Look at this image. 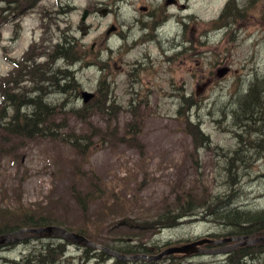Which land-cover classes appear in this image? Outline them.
Returning a JSON list of instances; mask_svg holds the SVG:
<instances>
[{
    "label": "rangeland",
    "instance_id": "374dc122",
    "mask_svg": "<svg viewBox=\"0 0 264 264\" xmlns=\"http://www.w3.org/2000/svg\"><path fill=\"white\" fill-rule=\"evenodd\" d=\"M4 1L0 77L34 47L30 59L50 67L46 77L59 73L65 87L30 76L20 84L46 86L45 101L60 105L50 118L53 139L1 129L15 107L31 112L27 98L18 97L14 108L6 102L7 116L0 112V225L22 218L5 216L3 208L29 211L72 230L92 226L106 247H124L123 239L134 237L131 243L157 254L211 233L231 235L221 217L226 209L264 213V0ZM66 41L74 45L70 57L57 50ZM255 84L263 101L250 114L241 105ZM82 90L96 95L84 103ZM68 136L93 139L86 156ZM74 188L94 193L86 213ZM179 196L214 205L202 218L138 227L167 207L175 210ZM50 241L59 238L0 245V264H20L31 248ZM67 243L56 254L59 264H120ZM224 252L171 254L159 264H234ZM254 255L240 264H264V252Z\"/></svg>",
    "mask_w": 264,
    "mask_h": 264
},
{
    "label": "trees",
    "instance_id": "16d2710c",
    "mask_svg": "<svg viewBox=\"0 0 264 264\" xmlns=\"http://www.w3.org/2000/svg\"><path fill=\"white\" fill-rule=\"evenodd\" d=\"M19 1L21 0H5L4 2L5 3L8 2L9 4H15V3L17 4ZM23 1L28 4L31 3L30 2L31 0H23ZM60 46L61 45L57 46V50L60 51V53L65 54L67 52L68 53L70 52L69 57L73 54L74 45L71 42L66 41L63 44L64 47L60 48ZM33 48L23 57L25 62L24 61L16 62L17 68L11 74H9V76L0 77V98L2 99L0 103V112L4 113L3 116L4 117L7 116L6 113L7 105L5 103L11 101L12 102L11 105L14 108L15 104H17L18 97L27 98V100L23 104L26 107L31 108V112H22L21 108H17L16 110L15 107L14 113L11 116L7 117L9 119L6 120V124L1 129L6 130L8 133L16 135L18 137H26L27 140H31L35 137H45L48 135H50L51 138L53 139L55 137L53 136L55 129L53 127V123L50 121V118L53 115L57 114V110H58L57 106L60 105H53L45 101L47 97L46 86L45 87H40L38 85L32 86L30 90L32 92H36L35 95H33V93L30 90H28L27 87H23L20 84L22 82H25L27 76H30L35 83L45 82L46 84V82H49L51 83L52 86L59 89H63L65 86L63 85L61 86L60 78L56 76L59 73L54 72L52 76L46 77L45 75L48 72H50L47 69L50 67L49 66L47 67L46 63L37 64L38 63L37 60L30 59L32 58L31 52L33 51ZM75 59L77 58L75 57ZM28 63L30 65H28ZM262 101H263V93L262 91L258 90V85L255 84V86L251 89L250 93L243 100L241 109L242 110L246 109L247 113L251 114L256 106L260 104L259 107H261ZM18 105L21 106V104ZM195 128H196V132H198L199 131L198 126H196ZM196 132L192 131V133H196ZM3 136L4 134L1 133V141L5 140V137ZM201 136L204 135L201 134ZM71 139H73V141H70ZM65 140H68V142L72 145V148L77 152L80 151L83 154V156L87 155L86 153L89 149L88 145L93 141V139L90 137L73 138L69 136L65 138ZM91 175L93 179L100 180V177L98 175H95L94 172H91ZM85 180H87V182H90L89 177H87V179L85 178ZM92 187L97 189L98 185H92ZM74 191H77V194H75L76 199L83 208L84 213H86V211L89 209V204L91 203V201H93L94 193L86 192L84 193V195H82V191L77 188H74ZM176 201L178 204L175 207V210H172V208L167 207L163 214H161L157 218L146 220L145 222L138 225V227L140 229L153 228V226L170 227L176 224L179 218H186L189 216H200V215L203 216V214L209 212V210L212 208V205H214L212 203H211L212 205L210 203H207L205 200H203L202 203H197L195 202L194 199H190L187 197L182 199L181 196L177 197ZM221 206L222 205L218 207L220 208ZM1 212L5 216L21 215L22 218L20 219L21 223H16L13 225H10V223H4L0 225V235L25 227L37 228V227H43V226L59 223L56 219H53L50 216L35 215V213L29 211L18 212L17 209L3 208V210L1 209ZM263 216L264 213L251 214L246 211H241V209L233 208L222 211L221 217L227 219L228 224L233 228L234 233L248 234V233H257L264 231V224H263L264 221L262 219ZM200 218L202 217L200 216ZM128 220L132 221V219H130V216H128ZM67 229L83 234L95 242L99 241L103 243L98 239L100 234L97 232V229L92 226L89 227L86 226L80 228L79 230H72V228H67ZM123 240L126 242L124 247H117V248L109 247V248L128 255L140 254V253L154 254V251H152L150 247H147L145 245L143 246V244L131 243L132 240H135L134 237H127L124 238ZM55 244L56 243L50 241L47 242V244H43L40 247L31 248L29 252L22 258L20 264H55L54 260L55 258H57V255L62 256L67 251L68 243L59 238V242L56 245ZM258 248H260V250H258ZM85 250L86 252L90 251L88 247H86ZM94 250H96V253L101 252V255L112 256L106 251H98V249H94ZM257 252L260 253L264 252V242L255 245L254 248L240 247L231 251L230 253H228L230 255L229 262L230 263L235 262L234 264H240V262L244 263V261H247L249 259L248 258L249 256L254 257L255 256L254 254H257ZM116 259L117 262L120 264L126 263V261L123 259L120 258H116ZM132 262L133 264H159V262H150V261L148 262L146 260H136Z\"/></svg>",
    "mask_w": 264,
    "mask_h": 264
},
{
    "label": "water",
    "instance_id": "95a60500",
    "mask_svg": "<svg viewBox=\"0 0 264 264\" xmlns=\"http://www.w3.org/2000/svg\"><path fill=\"white\" fill-rule=\"evenodd\" d=\"M173 0H168L171 3ZM88 15V11L86 10L82 20H85L86 16ZM228 68L221 69L218 73L219 77H222L228 72ZM84 102H89L94 96L95 93L83 90L81 92ZM33 235L41 236V237H59L62 240L78 244L85 247H92L98 250H105L107 253L113 255L114 257H118L120 259L130 261L135 259H147V260H161L165 256L171 254H191V253H198L204 252L205 250L201 248V246L207 242H215V240L211 239H203L196 242L187 243L180 246H173L169 247L158 254L148 255V254H134L128 255L124 253H120L116 250H113L109 247H106L100 243H97L83 234L71 231L63 226L60 225H47L43 227H25L18 230H14L5 234L0 235V245L10 244L13 242H20L26 238L32 237ZM225 241H237L233 246H244L253 243H263L264 242V231L249 235V236H237L232 238L223 239ZM226 253L231 252V250H225ZM205 253V252H204ZM208 253V252H207Z\"/></svg>",
    "mask_w": 264,
    "mask_h": 264
},
{
    "label": "flooded vegetation",
    "instance_id": "af4514ba",
    "mask_svg": "<svg viewBox=\"0 0 264 264\" xmlns=\"http://www.w3.org/2000/svg\"><path fill=\"white\" fill-rule=\"evenodd\" d=\"M110 32V30L108 31V33ZM263 232V231H261ZM233 234L231 235H228V236H223L222 234H218V233H211V234H208L207 238L206 239H211V240H215V242H207L206 244H204L202 247L203 249L205 250L204 252L208 254H213V253H218V252H223L225 250H235L237 248H240L242 246H238V247H234L233 245L236 243V241H225L223 239H227V238H232V237H236V236H249V235H254V234H257V233H260V232H257V233H244V234H236L232 231ZM197 240H200V239H197ZM196 240V241H197ZM185 256V255H183Z\"/></svg>",
    "mask_w": 264,
    "mask_h": 264
},
{
    "label": "bare ground",
    "instance_id": "6f19581e",
    "mask_svg": "<svg viewBox=\"0 0 264 264\" xmlns=\"http://www.w3.org/2000/svg\"><path fill=\"white\" fill-rule=\"evenodd\" d=\"M140 254H148V255H153V254H149V253H140ZM194 254V253H193ZM136 260H146V261H150V262H161V260H158V261H155V260H147V259H135V260H130L129 262H132V261H136ZM55 264H59L60 262L57 261V258H55L54 260ZM246 262V261H244ZM248 262V261H247Z\"/></svg>",
    "mask_w": 264,
    "mask_h": 264
}]
</instances>
